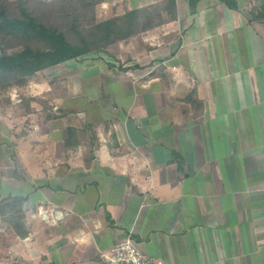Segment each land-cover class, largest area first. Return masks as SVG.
I'll return each instance as SVG.
<instances>
[{"label":"crops","instance_id":"crops-1","mask_svg":"<svg viewBox=\"0 0 264 264\" xmlns=\"http://www.w3.org/2000/svg\"><path fill=\"white\" fill-rule=\"evenodd\" d=\"M98 8L160 16L0 100V190L25 200L9 254L106 264L132 230L163 264H264V0Z\"/></svg>","mask_w":264,"mask_h":264},{"label":"trees","instance_id":"trees-1","mask_svg":"<svg viewBox=\"0 0 264 264\" xmlns=\"http://www.w3.org/2000/svg\"><path fill=\"white\" fill-rule=\"evenodd\" d=\"M77 1L84 4L81 9L86 11H95L103 2ZM72 2L74 0L61 3L59 10L65 12V7L75 10L76 7L70 4ZM16 4L18 11L12 14L0 3V88L24 87L30 81L39 80L43 71L71 60L85 57L103 59L106 54L115 53L120 44H128L134 36L155 28L157 25L147 24V21L160 16L159 10L133 11L103 21L94 18L86 27L79 15L70 16L72 36L75 35L72 39L60 28L41 21L32 12L30 0H19ZM6 47H14L15 50L8 52ZM24 201L16 199L15 204L6 203L1 209L10 208L17 215ZM16 217L20 222L22 216Z\"/></svg>","mask_w":264,"mask_h":264},{"label":"rangeland","instance_id":"rangeland-1","mask_svg":"<svg viewBox=\"0 0 264 264\" xmlns=\"http://www.w3.org/2000/svg\"><path fill=\"white\" fill-rule=\"evenodd\" d=\"M17 1L19 0H0L1 5L7 7L8 11L12 14L17 13ZM68 0H30V7L33 13L41 20L46 22L51 26H55L60 28L62 31L66 32L70 38H75V35L72 36V29L70 27V16L79 15L84 22V26H88L89 23L95 18L98 21H102L105 18V14L99 12L98 6L95 11L88 9V11L81 9L84 4L82 2H78L74 0V2L70 3L71 6H75L76 9L73 8L68 9L66 11L59 10L58 6L61 3L67 4ZM91 6V4H88ZM61 7V6H60ZM96 15V17H95ZM70 28V29H69ZM17 46V45H16ZM17 48V47H16ZM8 52H12L15 50L14 47H6ZM18 49V48H17ZM22 91H18L17 87L14 88H0V100L4 101L9 93L15 94L16 99L18 97H23V94L29 95L30 88L27 86L22 87ZM16 91V92H15ZM45 97H47L45 95ZM6 203L11 205L15 204V202H7L6 199L2 197V192L0 190V264H19V255L16 252H12V255L9 254V244L11 240H14L17 235L21 236L22 232L20 231V222L17 217L20 214L14 215L12 209L2 210Z\"/></svg>","mask_w":264,"mask_h":264},{"label":"built area","instance_id":"built-area-1","mask_svg":"<svg viewBox=\"0 0 264 264\" xmlns=\"http://www.w3.org/2000/svg\"><path fill=\"white\" fill-rule=\"evenodd\" d=\"M39 215L47 216L41 209ZM101 257L106 264H163L161 260L146 255L139 249L132 230L110 250L101 253Z\"/></svg>","mask_w":264,"mask_h":264}]
</instances>
